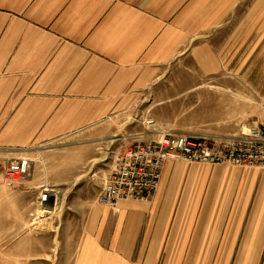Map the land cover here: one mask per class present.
I'll list each match as a JSON object with an SVG mask.
<instances>
[{"label": "crops", "instance_id": "obj_1", "mask_svg": "<svg viewBox=\"0 0 264 264\" xmlns=\"http://www.w3.org/2000/svg\"><path fill=\"white\" fill-rule=\"evenodd\" d=\"M240 1L0 0V162L28 156L35 174L43 162L44 177L24 185H48V151L54 149L68 155L58 165L65 174L59 183H68L100 153L102 141L117 136L111 126L101 128L126 114L166 65L188 53L202 73L219 70L216 58L229 39L218 28ZM252 7L258 11L252 32L260 36L264 3L253 0ZM245 36L236 35V51H244ZM257 46L260 39L254 51ZM216 88L228 96L244 85ZM240 130L201 136L225 140ZM170 159L151 202L120 199L106 206L95 197L78 211L74 264H158L165 243L181 248L179 239L168 240L180 230L165 189ZM240 171L238 180L212 178L190 216L194 242L201 234L206 241L224 236L227 249L264 250V170Z\"/></svg>", "mask_w": 264, "mask_h": 264}, {"label": "rangeland", "instance_id": "obj_2", "mask_svg": "<svg viewBox=\"0 0 264 264\" xmlns=\"http://www.w3.org/2000/svg\"><path fill=\"white\" fill-rule=\"evenodd\" d=\"M252 3L253 0H241L237 10L230 12L218 28L223 34L227 33L229 40L226 51L216 58L217 72L202 73L194 56L188 53L166 65L164 74L133 100L126 114L116 116L101 128L111 126L117 136L102 141L100 153L79 168L68 183L67 180L59 183L65 174L58 169L62 158L68 155L54 149L48 151V185H24L33 176L44 177L43 162L36 163V174L30 165L21 181L0 175V264H74L82 222L78 211L95 199L106 174L131 142L157 138L164 130L194 137L226 133L241 126L245 130L261 119L264 114V31L260 36L253 35L252 19L258 11L253 9ZM243 32L245 48L238 52L236 35ZM259 39L260 49L257 46L254 51V42L258 45ZM236 82L244 88L227 90L228 96L223 93L226 91L216 88ZM196 85L202 89H190ZM73 156L76 155H69ZM21 159L30 161L28 156ZM170 160L172 165L167 171L165 189L177 216L174 221H180V230L168 240L179 239L181 248L168 249L170 243H165L158 264H264V250L227 249L224 236L220 240L209 238L206 241L207 235L201 234L194 242L189 224L194 220L190 216L199 211L212 178L238 180L241 169L264 168Z\"/></svg>", "mask_w": 264, "mask_h": 264}, {"label": "built area", "instance_id": "obj_3", "mask_svg": "<svg viewBox=\"0 0 264 264\" xmlns=\"http://www.w3.org/2000/svg\"><path fill=\"white\" fill-rule=\"evenodd\" d=\"M170 158L208 165L264 168V114L230 139L194 137L164 130L157 138L131 142L106 174L96 201L106 206H114L120 199L151 202L164 163ZM29 168L30 162L26 159L3 161L0 175L21 181Z\"/></svg>", "mask_w": 264, "mask_h": 264}]
</instances>
